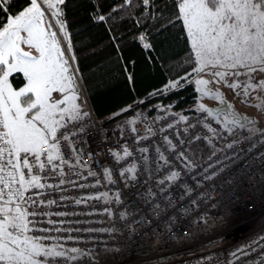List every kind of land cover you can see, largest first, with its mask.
I'll return each instance as SVG.
<instances>
[{"label":"built area","instance_id":"1","mask_svg":"<svg viewBox=\"0 0 264 264\" xmlns=\"http://www.w3.org/2000/svg\"><path fill=\"white\" fill-rule=\"evenodd\" d=\"M252 79L258 80L254 73ZM240 82L245 83L246 77L242 76ZM77 89V102L88 116L61 129L76 132L69 141L61 140L58 145L60 156L69 162L62 166L64 174L41 173L47 177L42 182L55 187L33 189L26 194L39 192L36 198L44 201L40 211L47 215L37 217L41 221L37 227L118 229L116 234L107 235L72 233L81 242H69L66 247L80 248L81 252L75 254L78 257L95 248L96 264H201L202 259L206 264H237L235 259H230V254L264 237V135L259 134L264 128L249 130L232 122L225 129V122L217 116L205 115L199 109L196 112L177 110L174 100L137 102L126 115L103 120L93 112L79 82ZM181 115L186 117V122L180 120ZM206 122L219 136L213 137L203 127ZM165 137L171 145L165 143ZM208 139L212 140L211 144ZM197 141L206 144V154L194 153L192 146ZM228 144L235 146L229 148ZM125 148L131 155L124 156ZM142 148L148 152L141 153ZM181 151L186 154V162L176 158ZM41 152L47 153L48 149L44 146ZM113 152L121 156L120 163L116 162ZM188 164L193 167H187ZM89 171L96 175L88 176ZM121 171L126 172L124 177L118 175ZM172 171H179L183 179L165 184L163 197L154 194L151 189L160 188L157 181L166 180ZM61 179L65 181L63 185ZM181 187L191 191L183 201ZM104 192L109 195L99 201L82 199ZM117 193L120 204L106 203L113 201ZM77 199L82 201L79 206L75 204ZM168 199L176 207H168ZM49 200L56 203L49 206ZM193 201L197 202L194 207ZM106 207L112 209L113 216L103 214ZM135 209H139L136 214L132 211ZM186 209L189 214L181 215ZM121 211L128 212V220L121 219ZM57 212L69 215L58 217L54 215ZM170 217L176 221L171 226ZM48 220L56 224H49ZM61 220L65 221L63 225L59 224ZM51 234L67 235L66 232ZM92 239L98 243L87 242ZM260 247L264 248V244ZM209 256L214 259L207 260ZM79 264H89V261L84 259Z\"/></svg>","mask_w":264,"mask_h":264},{"label":"snow or ice","instance_id":"2","mask_svg":"<svg viewBox=\"0 0 264 264\" xmlns=\"http://www.w3.org/2000/svg\"><path fill=\"white\" fill-rule=\"evenodd\" d=\"M137 3L140 8L133 20L137 26L143 20L159 19L152 11L154 0H121L119 5L110 10V14L98 13L94 19L97 23L106 25L111 22V27L107 28V31L111 32L116 27L115 21L120 19L121 10L133 8ZM11 4L12 0H0V13H3L0 17V264H79L84 259H87L89 264H96L95 248L78 257L75 254L81 252L80 248L66 247L69 242H81V238L72 233L77 231L107 235L116 234L118 229L37 227L41 222L37 217L47 215L40 211V205L44 201L36 198L40 195L39 192L26 195L33 189L55 187L43 183L42 180L47 177H42L41 173H47V176H63L62 166L69 162L60 156L58 145L61 140L69 141L76 135V132L61 129H67L70 124H75L88 116V113L83 112L76 103L79 99L76 85L81 77L64 19L62 6L66 4V0H24V4L15 12L10 11ZM173 7L175 17L182 22L190 45L192 65L190 71L185 70L183 75L166 85L168 91L182 90L193 85L194 95L217 99L218 94H214L207 87L210 81L198 78L206 69H210L211 74L218 81H223L234 94H238L236 90L241 88L246 94L249 90L258 91L264 88V80L252 79L254 72H264V0H173ZM46 15L51 16L55 24L50 22L45 25ZM53 27L57 30L51 31ZM146 35L138 34L139 40H145ZM112 39L115 40V37ZM21 45L34 48L38 54L32 55L23 51ZM143 48L150 51L152 45L145 43ZM221 68L224 71L218 70ZM17 73L23 77V86L19 88L14 87L12 83V78ZM242 76L246 77L243 84L240 82ZM128 79L131 81L132 77L129 76ZM201 85L205 87L202 89ZM161 93L163 90L153 95ZM193 103L196 104L195 99ZM220 104L226 105V101L221 99ZM160 110L166 111V108ZM199 110L205 115H210L212 111L203 104L199 105ZM130 111L132 107L128 106L117 115ZM190 111L196 112L197 109L194 107ZM180 120L186 122V117L181 115ZM219 123L217 120L216 124ZM228 123L225 122V129ZM168 127L171 128L172 125ZM203 127H206L213 137L219 136L209 123L206 122ZM259 134L264 135V130H259ZM196 139L199 140L200 137ZM207 142L211 144L212 140L208 139ZM165 143L171 145L167 137ZM180 143L183 144L184 141ZM45 144L49 146V151L42 153L40 149ZM234 146L227 145L229 148ZM140 151L146 153L148 149L142 148ZM156 152L159 154L160 149L157 148ZM113 155L116 162L120 163L121 156L116 152H113ZM129 155L131 154L125 148L124 156ZM176 158L186 162V154L183 151ZM56 161L60 163L57 164ZM187 167L193 166L188 164ZM104 172L107 173L108 169H104ZM87 175L95 176L96 173L89 171ZM118 175L124 177L126 172L121 171ZM181 179L183 177L179 171H172L166 180L157 181L159 189L153 188L151 191L163 197L166 193L164 185L169 181ZM64 183L65 181L61 179L60 184ZM108 195L109 193L104 192L100 196H87L82 199L99 201ZM187 195H191V191L181 187V200L186 199ZM81 202V199L75 200L77 206ZM47 203L51 206L56 201L49 200ZM106 203L120 204L119 194H116L113 201ZM196 203L193 201L192 206L194 207ZM166 204L168 207H176L170 199ZM132 211L136 214L139 209ZM103 214L114 215L112 209L108 207L103 210ZM188 214L187 209L181 213ZM54 215L64 217L69 213L57 212ZM119 215L123 220L129 218L127 211H121ZM174 222L175 217H170L169 226ZM47 223L56 224L52 220H48ZM64 223L63 220L59 222L60 225ZM133 228L134 225L129 230ZM53 232H66L67 235H52ZM178 238L177 236L176 239ZM87 242L98 243L94 239ZM261 244H264V237L237 249L230 254V259H235L237 264L241 260L244 264H264V248L260 247ZM206 259L211 260L214 257L209 256ZM201 264H206V261L202 259Z\"/></svg>","mask_w":264,"mask_h":264},{"label":"trees","instance_id":"3","mask_svg":"<svg viewBox=\"0 0 264 264\" xmlns=\"http://www.w3.org/2000/svg\"><path fill=\"white\" fill-rule=\"evenodd\" d=\"M120 2L66 0L62 6L79 67L81 79L78 82L95 115L99 119L114 120L127 114L117 115L123 108L154 100H174L175 109H192L197 98L193 85L182 90L168 91L166 88L185 70L190 71L192 65L190 45L182 22L175 17L173 0H154L152 11L159 19L143 20L141 17L143 22L139 26L133 20L140 5L122 9L120 19L115 21L116 27L109 32L107 28L111 27V22L107 25L97 23L94 17L98 13L110 14ZM23 4L24 0H12L10 11H17ZM138 34H147L146 39L140 41ZM145 43H151L150 51L143 48ZM12 83L15 87L22 85V75L17 73ZM160 90L163 93L153 95ZM192 147L197 156L208 152L203 141H197Z\"/></svg>","mask_w":264,"mask_h":264},{"label":"rangeland","instance_id":"4","mask_svg":"<svg viewBox=\"0 0 264 264\" xmlns=\"http://www.w3.org/2000/svg\"><path fill=\"white\" fill-rule=\"evenodd\" d=\"M50 22L55 24L54 19L51 16L46 15L44 22L45 25ZM56 30L57 29L55 27L51 29V31H56ZM21 47L23 51L29 52L32 55L38 54L34 48H29L26 45H21ZM219 70L223 71L222 68ZM254 74L257 76L258 80H264V72L256 71L254 72ZM198 78L209 80L210 83L207 85V87L214 94H218V98L217 99H213L209 97L200 98L197 95L196 104L192 105L193 108L195 107L196 109H199V105L203 104L205 107L210 109V107L221 105L220 100L222 99L226 101L227 111H221L219 114L213 116H217L219 119H221L224 122L226 121L232 122L233 117L235 115H240L243 118L252 119V121L242 124L247 129L256 130L259 128H264V88H261L258 91L249 90L247 94L245 93L244 89L241 88L236 90L238 94H234L233 91L229 89L223 81H218V79L214 77L208 69H206L205 73L201 74V76ZM22 86L23 84L16 88ZM200 87L203 89L205 86L201 85ZM76 103L78 102L76 101ZM228 105H230L231 107H228ZM44 146L49 151V146L47 144H45ZM43 147H41L40 151H42Z\"/></svg>","mask_w":264,"mask_h":264},{"label":"water","instance_id":"5","mask_svg":"<svg viewBox=\"0 0 264 264\" xmlns=\"http://www.w3.org/2000/svg\"><path fill=\"white\" fill-rule=\"evenodd\" d=\"M210 110L212 114L214 115H217L219 114L221 111H227V104L226 105H217V106H214V107H210ZM233 121L235 123H239V124H245L249 121H252L251 118H243L242 116L240 115H235L233 117Z\"/></svg>","mask_w":264,"mask_h":264}]
</instances>
